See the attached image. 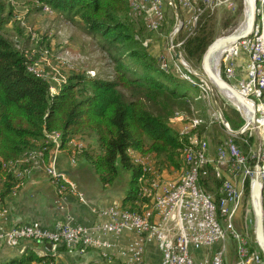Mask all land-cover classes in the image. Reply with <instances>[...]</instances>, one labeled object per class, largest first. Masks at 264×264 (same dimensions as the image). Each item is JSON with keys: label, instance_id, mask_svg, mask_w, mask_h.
<instances>
[{"label": "trees", "instance_id": "1", "mask_svg": "<svg viewBox=\"0 0 264 264\" xmlns=\"http://www.w3.org/2000/svg\"><path fill=\"white\" fill-rule=\"evenodd\" d=\"M29 1L41 11L46 6L57 12L85 35L96 39L115 66V74L113 79L107 80L70 72L65 81L56 85L40 67L37 68L35 57L44 51L27 55L2 35L1 30L10 23L13 9L4 17V8L0 5V181L4 179L0 185V200L6 199L13 186L24 178L16 177V171L9 164L29 151L44 149L43 160L47 163L52 145L46 143V133L59 132V149L68 147L71 139H77L82 148L76 155L89 164L101 184L120 189L123 209L140 212L138 206L144 203L136 204L138 181L143 174L145 178L150 177L151 171L144 173L142 167L132 161L128 150L143 156L153 154L167 169L185 167L181 152L183 143L169 119L178 113L193 117L190 114L194 101L190 94L200 90L198 79L193 77L194 85L180 78L173 66L167 71L160 68L158 56L164 51L163 41L153 33L135 31L126 0ZM166 19L165 32H169L174 23L171 8L166 10ZM147 39L150 41L144 46L143 41ZM210 44L211 41L200 32L185 40L178 51L184 52V59L196 66L200 65ZM243 59L238 62L242 64ZM31 67L41 76L31 71ZM51 87L55 88L54 94ZM223 115L232 130L244 124L232 106L224 109ZM254 164L249 161L248 165L252 168ZM22 169L18 166L17 172ZM203 172L199 184L209 193L207 180L211 173L214 176V171L207 166ZM122 174H126L127 187L119 188L115 184L124 177ZM215 181L220 185V180ZM249 182L247 178L246 191ZM249 235L250 249L257 251L264 262L253 242V228ZM231 244L230 248L234 250L235 246ZM28 248L26 253L2 264L46 260L29 253ZM54 251L69 252L64 245ZM49 261L53 262V258Z\"/></svg>", "mask_w": 264, "mask_h": 264}, {"label": "built area", "instance_id": "2", "mask_svg": "<svg viewBox=\"0 0 264 264\" xmlns=\"http://www.w3.org/2000/svg\"><path fill=\"white\" fill-rule=\"evenodd\" d=\"M126 1L129 18L143 20L147 31L158 35L163 41L164 51L158 56L160 68L167 71L173 66L180 78L196 85L186 64L176 59L177 53L182 55L178 49L186 40L181 37L192 32L205 11L215 10L228 0H174L180 22L176 25L174 17L169 32H165L168 27L166 10L171 8L169 0ZM43 10L50 9L44 6ZM149 41L144 40L143 45L146 46ZM231 48L222 56L220 76L231 86L230 82H234L236 91L252 104L255 112L253 124L244 130H232L228 123L226 126L222 124L219 114L214 111L212 121H218L228 133L229 130L235 133H229L212 156L209 141L200 132L203 121L196 116L178 113L174 119L179 122L177 132L183 143L181 152L185 167L177 179L152 181L151 187L141 192L143 197L151 198L150 205H144L140 212H130L121 206L94 210L100 220L89 225L73 224L67 219L56 223L52 229L37 222L8 229L0 227V245L18 248L25 242H43L50 244L52 250L60 245L78 253L96 250L103 259L110 260L111 251L116 248L112 239L132 233L135 237L117 252L118 259L124 264H145L144 255L148 244L156 245L161 264H263L260 254L250 249L249 230L253 228V219L247 215L243 233L236 229L235 219L245 200L246 178L257 176L263 184L264 194V137L257 155L251 157L245 155L237 143L240 140L249 147L251 131L256 127L264 130V0H255L252 33ZM242 57H246V60L240 74L236 62ZM30 70L41 76L32 67ZM50 91L52 94L56 92L54 87ZM246 134L245 139H242L241 136ZM46 139V143L52 145L51 149L60 148L61 133H46ZM67 146L72 151L70 164H75V154L81 150L82 144L70 140ZM44 151H29L18 161L10 163L11 169L16 171V177L29 175L27 165L32 162L36 165L42 162L60 199L68 194L82 199L83 194L77 191L76 185L65 173L44 162ZM128 154L135 164L142 167L144 173L151 171L148 156L133 150H128ZM250 159L255 160H252L255 163L252 168L248 167ZM18 166L23 167L19 172ZM207 166L213 168L215 178L220 180L217 199L199 184V178L204 175L203 170ZM225 168L230 175L225 174ZM236 168L239 169L240 177L233 172ZM145 181L143 174L139 182L143 184ZM230 241L235 246V258L227 263V242Z\"/></svg>", "mask_w": 264, "mask_h": 264}, {"label": "rangeland", "instance_id": "3", "mask_svg": "<svg viewBox=\"0 0 264 264\" xmlns=\"http://www.w3.org/2000/svg\"><path fill=\"white\" fill-rule=\"evenodd\" d=\"M0 5L4 8V17H7L11 8L13 9L10 23L1 30L2 35L12 41L18 49L23 50L27 55H31L34 51H44L35 57L38 61L37 68L40 67L50 79H53L56 85L65 81L70 72L81 73L96 79L111 80L114 78L115 66L109 61L107 54L100 49L99 42L85 35L78 26L65 21L57 12L51 9L49 11H41L29 0H0ZM244 16L245 6L243 0H228L215 10L205 11L192 32L189 35H182L181 38H186L187 40L202 32L212 43L215 39L227 36L236 30L243 22ZM132 24L135 27V31L143 30V33H148L143 20H135ZM231 50L232 48L229 47L226 51ZM182 55L185 58L184 52H182ZM187 62L197 74L204 76L201 63L194 66L192 62ZM230 83L232 86L235 85L234 82ZM197 86L200 89L198 93L190 94L193 98L192 101H194L191 104L192 113L190 115L193 114L192 116H196L203 121L200 132L204 136L206 135L210 147L214 151L213 156L216 148L228 137L229 133L218 121H212L215 109L212 106L211 97L206 85L199 81ZM212 93L222 113L224 109L231 106L237 109L233 103L234 106L215 88L212 89ZM175 116L173 115L169 119V123L177 131L179 122L174 119ZM247 135H242L241 138L245 139ZM263 137L264 130L256 127L251 131V137L248 138L249 147L243 141L238 140L237 143L241 149L243 146L246 147L242 151L245 155L251 157L253 154L257 155V151L262 145ZM71 141L73 143H80L74 138ZM146 156L149 157L148 162L151 176L146 177L147 181L143 184L138 181L139 190L137 197L139 205L140 203H144L142 206H138L139 210H142L144 205H150L151 198L143 197L141 192L151 187L152 181L162 182L163 180L177 179L184 170V167L167 169L159 164V159L155 158V155L149 154ZM143 158L146 159L145 157ZM252 160L250 159L249 161L252 162ZM224 172L226 175H230L226 168ZM233 172L238 173L239 169L236 168ZM122 175L124 177L120 178L115 184L119 188L121 186L127 187L126 174ZM240 176L241 174L238 173L237 177ZM215 179V176L211 173V177L208 178L207 182L210 189L208 192L217 199L219 185H217ZM249 192L250 182L247 191L245 186V200L235 219L236 229L241 233L245 231L247 215L253 219L252 211L249 209ZM138 200H136V204H138ZM262 205L264 210V194ZM227 245L229 251L232 245L231 241L227 242Z\"/></svg>", "mask_w": 264, "mask_h": 264}, {"label": "crops", "instance_id": "4", "mask_svg": "<svg viewBox=\"0 0 264 264\" xmlns=\"http://www.w3.org/2000/svg\"><path fill=\"white\" fill-rule=\"evenodd\" d=\"M236 62V69L241 74L245 64ZM210 155L213 149L210 147ZM71 149H51L47 164H52L58 171L66 174L69 180L77 187V191L83 194L80 199L77 195L68 194L64 198H59L56 187L49 181L45 166L42 162L33 163L29 166L30 174L25 176L17 185L13 186L11 194L0 200V227L11 228L31 222H37L43 227L52 229L58 222L70 220L73 224L89 225L98 219L94 210L121 206L123 193L120 189L104 186L94 174L89 164L75 154V164H70ZM17 179V178H16ZM4 179H2V182ZM0 181V185L2 183ZM113 203V204H112ZM135 236L132 233H124L118 238H113L112 242L116 248L111 251L110 260L103 259L100 252L87 250L84 253H74V251L56 252L47 246V243L36 244L23 243L18 248H9L0 245V264L16 259L26 253H34L40 258H46L42 262H24L22 264H120L117 252L120 247H124ZM28 253V252H27ZM53 258V262L49 259ZM235 253L232 248L225 258L227 263L234 260ZM145 264H161L160 253L155 244H149L144 255Z\"/></svg>", "mask_w": 264, "mask_h": 264}, {"label": "water", "instance_id": "5", "mask_svg": "<svg viewBox=\"0 0 264 264\" xmlns=\"http://www.w3.org/2000/svg\"><path fill=\"white\" fill-rule=\"evenodd\" d=\"M171 3V9L175 17V24L179 25L180 16L174 0H169ZM245 6V16L241 25L234 30L231 34L227 36H222L215 39L205 51L201 68L204 76L197 74L184 57L180 54H176V59L181 62L183 61L186 64L187 70L192 74L193 77L197 78L201 83L205 84L210 95L211 103L215 111L219 114L220 119L223 125H227V121L224 118V115L218 106L215 97L212 93V89L215 88L219 93H221L226 99V94H229L234 102L238 105L245 106L249 115L245 117L240 110H236L240 113L244 120V125L241 129H246L250 124L254 123L255 112L252 104L240 95L236 89L231 86L229 83L224 81L220 76V64L223 54L226 52L225 47L228 45H235L237 42L247 38L253 30L255 22V0H243ZM216 58H219L215 63ZM228 100V99H227ZM229 101V100H228ZM230 102V101H229ZM234 102H230L231 104ZM232 104V105H233ZM235 105V104H234ZM233 105V106H234ZM229 133H235V131H230ZM250 207L253 216V242L259 248L263 258H264V210H263V184L259 181L257 176H254L250 179ZM50 248L51 245L47 244Z\"/></svg>", "mask_w": 264, "mask_h": 264}, {"label": "bare ground", "instance_id": "6", "mask_svg": "<svg viewBox=\"0 0 264 264\" xmlns=\"http://www.w3.org/2000/svg\"><path fill=\"white\" fill-rule=\"evenodd\" d=\"M229 47H232L231 45H228L225 47V50H227ZM219 58H216L215 60V63L218 61ZM226 94V97L227 99L230 101V102H234V100L230 97L229 94L225 93ZM235 106L240 110V112L245 116L247 117L249 115V111L248 109L245 107V106H241V105H238L234 102Z\"/></svg>", "mask_w": 264, "mask_h": 264}]
</instances>
